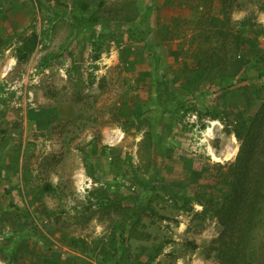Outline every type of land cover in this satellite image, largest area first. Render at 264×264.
I'll use <instances>...</instances> for the list:
<instances>
[{
  "label": "rangeland",
  "instance_id": "1",
  "mask_svg": "<svg viewBox=\"0 0 264 264\" xmlns=\"http://www.w3.org/2000/svg\"><path fill=\"white\" fill-rule=\"evenodd\" d=\"M250 39L264 0H0V264H264V225L215 215L264 85L227 88Z\"/></svg>",
  "mask_w": 264,
  "mask_h": 264
},
{
  "label": "trees",
  "instance_id": "2",
  "mask_svg": "<svg viewBox=\"0 0 264 264\" xmlns=\"http://www.w3.org/2000/svg\"><path fill=\"white\" fill-rule=\"evenodd\" d=\"M146 16L144 15L143 18L146 19ZM88 23L89 25H95L98 23V20L93 19ZM142 32L139 31V33ZM236 37L235 55L239 56L242 44L240 38L242 36L237 32ZM38 39V34L34 32L27 44L29 51L35 50L39 43ZM249 46V52H245V49L242 50V59L247 63L245 65L244 63L239 64L235 67V76H238V79L233 81L231 83L232 85H228L227 88L239 87L241 83H244L243 86L248 87V85L252 86L253 83L264 81V54L263 52L261 53L257 43L253 39L249 40ZM222 87H220L221 90L227 89ZM258 92L257 99L252 98L248 103V106L251 107V111L254 113H252V117L248 123L245 121L243 125L246 128L245 133L239 128L235 129L236 135L242 141L239 153L235 161L228 165L227 171L220 173L216 182L217 186L215 188L218 190V193H215L217 196L215 215L225 226L226 236L227 229L228 232L229 230L230 232H234L240 228L242 232H245L247 228L256 226V223L257 225L258 223L264 225V85H261ZM155 152L156 156H159L162 152L160 141L156 143ZM87 163L89 164V168H93V162L91 160H87ZM138 182L143 185L146 184L141 179H138ZM159 186L168 195L176 198H182L183 196L180 187L172 184H162ZM133 198L135 200V206L132 214L126 220L120 221L124 252L126 251L125 232L127 222L130 219L137 220L142 214V211L146 209L141 194L135 195ZM202 212L203 214L208 213L210 216H213L207 207ZM216 243L215 248L220 251V255L226 251L229 244L223 237L219 238ZM155 250L150 249L148 251L150 256L155 254ZM55 253L57 256L63 254L60 251ZM238 256L231 254L230 259H221L220 264H245L244 261L238 259ZM246 262L247 264L252 263L248 262V260ZM114 264L125 263L119 262Z\"/></svg>",
  "mask_w": 264,
  "mask_h": 264
}]
</instances>
